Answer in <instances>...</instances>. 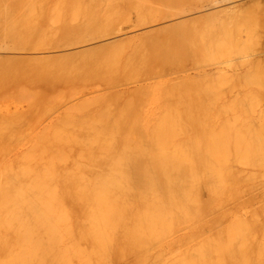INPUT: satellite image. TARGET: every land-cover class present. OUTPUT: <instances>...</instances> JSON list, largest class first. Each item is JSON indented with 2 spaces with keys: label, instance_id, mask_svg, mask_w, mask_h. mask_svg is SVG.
Segmentation results:
<instances>
[{
  "label": "rangeland",
  "instance_id": "1",
  "mask_svg": "<svg viewBox=\"0 0 264 264\" xmlns=\"http://www.w3.org/2000/svg\"><path fill=\"white\" fill-rule=\"evenodd\" d=\"M167 1L163 0L162 3L160 0H0V171L3 176L6 175L4 178L0 175V186L3 188L7 186L9 189L11 184L9 182L14 184L15 181L21 186L16 187L17 184L12 185L14 187L10 186L12 194L14 193L12 188L15 187V189H20L24 186V190L27 189L28 192L30 190L26 195L27 191L20 189L21 193H26L27 197L31 195V198L34 196L33 200L34 198L40 199L38 203L40 206L33 205L36 206V210H40L42 207L47 209L48 205L44 203L49 204L48 212L45 209L46 212L42 210L38 213H47V215L49 211L52 213V205H59V201H63L64 204H60V206L64 207L65 205L67 210L73 208L68 213L65 208L55 205L56 209L59 207L57 210L65 209L63 211L65 213L55 211L53 214L59 216L57 219L51 218L56 216H52L51 213V215L49 214L50 218L46 217L47 220L57 221L56 224L60 223L57 224L60 226L73 217L71 219L73 223L71 220L68 221L71 226L67 223L65 225L67 232L69 231L68 234L63 232L66 237H63L64 235L61 233L66 230L65 226H63L64 229L59 226V230L55 223V225L52 224L54 227L49 225L46 227L45 224L44 227L41 222L42 228L38 226L41 228V232H38L40 229L34 228L33 226L37 225L35 223L33 225L28 217L26 219L28 218L27 221L29 224L31 223L32 227L25 220L23 221L30 227L25 228H29L37 234V240L39 236H41L40 239L42 238L43 231L45 233L59 230L57 233L61 235V239L59 237L56 239L57 234L54 236V233H51V236L54 237H51L50 233L47 234L52 238L47 243L44 239L48 236H43L44 242L41 241L42 243H38L34 238L38 245L41 246L45 243L46 247L47 245L52 247L51 249L49 246V249L52 250L51 253L49 252V258L53 257L50 255L52 252L56 253V256L57 253L59 255L66 254V256L61 255L62 258L66 257L63 261L59 256L57 257L61 260L58 264H264V0H170L171 2L166 3ZM214 11L218 12L214 13ZM209 12L211 15L207 18L197 19L198 14ZM189 17H192L195 22ZM170 24L179 26L172 29L167 28V31L166 27H172ZM157 27L163 28V31L161 29L153 32L152 29H158ZM150 33L152 35H149ZM174 39L179 42H173ZM103 40L105 44L102 42ZM96 145L100 147L97 148ZM136 145H141L143 148L155 146L153 149L156 150L150 147L152 150H148L150 153L145 151V148V150L140 149L142 151H139V154L143 155L142 157H145L144 154L147 152L151 155L155 154L152 157L147 154L150 160L151 158L153 160V157L157 158V160L156 158L153 160L154 162H161L158 159L168 163L180 160L176 163L183 162L184 165L181 166V163L180 167L187 165L186 168L189 169L198 165L196 174L186 168L182 169L186 173L188 171L187 176L194 174V188L186 189L184 193H176V195L178 194L177 198L175 194L169 193L168 195L166 189L162 190L166 191V193L163 192L164 194L156 190V192H152L150 189L153 190L154 187L159 189L158 186L156 187V183L159 181L152 184L153 180L147 178L152 180L147 185L151 182V186L155 185L148 192V188L145 190L146 183L144 186L141 185L146 180L140 178L139 180L134 176V182L138 180L141 183L136 181L135 185L136 182L132 183L133 174L129 170L127 174L129 173L132 182H129V178L127 181L129 185L128 183L126 185L129 176L127 175L126 178L124 177L126 173L123 176V171H119L125 168L121 162L124 159L118 160L121 156L119 152L121 149L129 151H124L125 155L122 153L125 159L128 158L129 163L127 159V162H124L127 166L133 160L135 161L134 155L128 156L132 152L129 150L131 146L134 148ZM136 147L134 149L138 148ZM92 148L93 153L98 152L96 155L94 154L95 158L93 153L92 155L88 153V150ZM133 148L132 150H134ZM116 149H120L119 157L114 153ZM143 150L146 153L143 154ZM89 151L91 153V150ZM134 151L132 154H138L137 151L136 153ZM168 152L171 156L164 157L162 155L168 154ZM199 152L200 154H198ZM86 153L88 156L91 155L92 158L88 157L90 160L96 162H92L94 165L88 158L86 159ZM114 154L115 158L117 157L118 165L119 162L121 164L119 169L117 162H114L116 165L114 167L119 169L118 173L120 172V174L116 169L114 170L112 165L111 169L114 170V174H118V177L115 178L113 171L104 167L106 162L112 161L110 163L113 164V161L116 160H112ZM158 154L162 157H159ZM99 155L104 158V161ZM129 158L132 159L131 162ZM165 158L169 160H164ZM140 160L145 161L146 159ZM98 161L104 165L101 170L95 168ZM151 161L148 160V164L151 163V166L147 165L148 168L153 169L156 165L154 163L152 167ZM32 162H36V164L32 165ZM81 163L82 167H80ZM193 163L196 164L193 166ZM73 164H78L79 166H76L79 169L82 168V175H77V172L81 173V171L75 165L76 171L73 172L75 170ZM107 165L111 166V164ZM60 166L63 173L59 170ZM70 166L73 173L66 172L71 170L67 169ZM91 166L94 168L91 169ZM22 169L27 170L25 174H22L24 173ZM95 169L100 170L99 172L103 170L101 176ZM126 169H124L125 172ZM4 170L14 172L10 174L8 171L5 173ZM85 170L88 172L94 170V172L91 171L92 175H89L90 173H86ZM104 172H108L109 175L113 174L114 176H110L115 180L118 179V182L123 183L126 178L124 184L120 185L127 186L126 190L131 184L134 185V188L130 187L132 190L140 189L139 192L134 190V194L139 193L141 196V188H144L145 194L147 192L149 195L143 197L144 204H139V199L136 198L139 194L132 193L136 198V202L131 199L136 204V215H140L137 216V219L141 217L148 220V224L145 221L140 224L137 223L139 219L135 218L137 221L134 219L133 221L138 225H132V219L130 224H126L131 215L125 217L124 212L127 206L125 203V207L124 204L120 205L122 203H119L118 209L124 207V210H119L124 211L122 213L125 214L123 217L126 221L122 220L123 217L120 221L126 223L119 222V216L122 214L118 215L119 218L114 216L118 210L115 206L117 200L121 201L125 189L124 191L122 189L123 193L119 198L118 191L123 187H120L118 185L120 183L114 180L117 185L114 184L115 188H112L116 190V193L118 192L117 200L111 199L114 195L109 196L112 188L109 189L110 193L106 190L104 194L108 195L109 197H107L111 199L109 201L115 205L110 204L111 206H109V201L106 205L114 212L109 210L112 214L108 213L111 218L110 222H107L108 226L98 222L101 224L98 227L103 226V228L101 227L103 234L97 231L103 238V242H101L104 243L103 253L102 244H100L102 248L95 246L102 239L97 237V233H95L98 240L96 244H93L96 239L94 241L91 239L93 242L88 239L93 235L90 229L94 226L91 227L90 223L94 225L93 222L101 220L102 217L106 219L107 215L99 217L96 221L91 218L92 222L90 217L94 215L95 211L92 212L93 206H91L92 209L89 206L92 213L87 212L91 214L89 220L88 214H86L89 223L88 221L84 222L85 220L84 224L81 223L89 224L91 228L80 223L81 227H84H80L81 230L88 228L86 230L89 231L84 235L86 230H82L84 234L82 233L83 235L80 236L81 230L79 229V232L76 229L80 226L78 225L79 221H82L83 214L86 213L88 207L85 212L81 213L79 210L86 204H81L84 201L76 202L78 198L74 194L77 192L73 195L71 193L74 192L72 190L78 191L77 188L80 185L85 188L82 189L80 186L79 189L88 191L87 196L89 193H93L91 190L102 185H98V183L113 185L110 183L112 179L104 177ZM186 173L182 175H186ZM96 174L104 179L97 177ZM12 175H17V180H15V176L12 178ZM106 175L108 178L110 177L108 174ZM7 176H10L12 180L9 181L10 178ZM189 176L187 178H190V181L186 178L187 182L192 181V177ZM203 176L206 177L204 178L206 183L203 182ZM122 177L124 178L122 179ZM156 177L154 176L155 179ZM2 178L7 179L9 185L7 180H4L6 183H3ZM32 182L39 183L38 188H43L40 189L43 195L38 189L34 191L37 187H33L34 189L29 187V184H34ZM24 184L28 186L25 187ZM74 185L78 186L77 190ZM7 187H5V191L8 190ZM61 187H65L64 190ZM116 187L119 189L117 190ZM184 188H186L185 185ZM10 189L9 193H0V199L1 195L8 197ZM81 189L79 191L84 195ZM161 189L163 188L160 187ZM62 190L67 192L63 193ZM113 190L112 192H114ZM46 191L49 193L46 194ZM150 191L155 193L154 196L150 194ZM19 193L15 198L19 197ZM160 194L161 196H159ZM170 194L174 199L183 202L182 206L176 207L179 202L176 201L177 203L173 204L175 200L170 198L172 197ZM61 195L66 196L67 199ZM68 195L71 196L70 198L74 196L76 203L71 201L73 204H69ZM162 195L164 198L167 196L172 200L170 202L166 198L171 205L169 203L167 205L166 200V204H163L164 200L160 198ZM54 196L55 200L53 201ZM140 196L139 198H142ZM126 198L130 199L131 197L126 196ZM13 199L11 198V201ZM155 199L158 200L155 203L159 204L160 202L165 206L163 208L159 204L161 206L159 208L165 209L164 211L162 209L158 212L159 208L155 207V203L153 208L150 207ZM16 201L14 205H16ZM21 202L20 200L14 209H18ZM52 202L55 204H50ZM123 202H125V198ZM133 202L132 205H130L131 202L128 204L129 210H131L130 207L134 208ZM139 202L141 201L139 200ZM27 203L31 204L28 200ZM29 204L27 205L29 206ZM41 204L45 206H41ZM89 204L91 205V202ZM27 207L20 206L24 209ZM37 207L39 208L37 209ZM11 208L13 209V207ZM35 209L33 208V211L31 208L33 212H36ZM9 210L11 211V209ZM105 210L104 213L102 212L103 214L108 211ZM75 212L78 213L77 216H75ZM131 212L127 213L131 214ZM21 213L19 212V216ZM67 213L69 215L71 213L73 216H69ZM95 213L98 216L97 212ZM24 214L21 215L22 220L25 219ZM35 214L33 213L37 216V212ZM28 215L30 217V214ZM112 215L118 219V223L115 221L111 223V220H114ZM9 216L11 217V214ZM14 216L17 217V215ZM78 216L80 217L76 222L75 218ZM63 217V223H61L62 220H59ZM2 220L0 219V221ZM4 220L6 222L1 223L3 227L0 225L2 240L6 235L7 240H10V237L14 239L13 236L16 237L15 234L18 233L15 232L20 228L15 225L13 231L15 234L12 235L11 229L14 227L12 223L14 220L10 221L12 225H9L6 217ZM4 222L5 225H3ZM7 222L10 227L6 226ZM49 222L47 223L49 224ZM102 223L104 224V221ZM98 227H95L96 230ZM6 229L8 231L4 233L2 230L6 231ZM31 231L29 233L32 234ZM71 231L73 234L79 232V241L88 237L84 240L85 243L82 239L80 243L77 242L80 245L77 244L76 247L77 240L74 241V238L76 239L77 233L73 238L72 235H69ZM90 232L92 233L90 234ZM88 233L90 235L87 236ZM29 235H27L29 238L27 242L30 241ZM85 236L86 238H84ZM27 237L26 239H28ZM64 238H67V241ZM6 239H4L6 242L3 241L4 244L0 242V249L2 246L8 247V251L2 249L5 253L0 251L2 255L4 254L3 257H0V264H20L18 262L20 257L15 258L16 254H13L17 251L19 256H21L20 254L25 255L27 252L32 256V252L29 251L30 248L27 249V246L33 242L27 244L25 240L26 248L25 244L21 245V241L24 240L15 239L17 242H21L19 245L23 249L25 248V251L28 250L24 252L22 249L24 253H20L22 247L19 246L15 251L14 248L18 246V243H13V239L10 242ZM49 242L51 243L48 244ZM12 245L14 248H11ZM36 245L38 253L39 248ZM204 245L207 258L203 261L201 247ZM232 246L237 250V253H222L227 247L232 249ZM118 248L120 252L117 251ZM10 249H13L14 252L12 250L13 253L9 252ZM43 249L44 247L42 250L40 249L39 255L43 253L42 251L47 255L46 248ZM58 249L62 251L59 250V252ZM64 250L69 253L67 254ZM83 250L90 251L89 254L93 252L91 250L98 253L91 257L85 252L80 253ZM98 250L102 253H99ZM209 251L212 253H207ZM7 252H9L8 258ZM45 255L43 256L45 261L40 257L42 262H39L38 259L35 261L38 264H52ZM56 256L50 258L53 259L52 262H56ZM95 256L97 257L95 258ZM233 257L237 258V261ZM11 259L13 260L11 261ZM28 259L30 261V258Z\"/></svg>",
  "mask_w": 264,
  "mask_h": 264
},
{
  "label": "bare ground",
  "instance_id": "2",
  "mask_svg": "<svg viewBox=\"0 0 264 264\" xmlns=\"http://www.w3.org/2000/svg\"><path fill=\"white\" fill-rule=\"evenodd\" d=\"M165 1H166V0H165ZM168 1H170V0H168ZM168 1H167L166 3H168ZM160 2L163 3V0H162V1L160 0ZM170 2H171V1H170ZM164 4H165V3H164ZM212 12H213V11H212ZM212 12H211V13H212ZM217 12H218V11H217ZM217 12L214 11V13H217ZM219 12H220V11H219ZM218 14H219V13H218ZM169 15H170V14H169ZM180 15H182V14H180ZM209 15H211L210 12H209V13H206V14L203 13V14H200V15L198 14V15H197V16H198L197 19H201V18L204 19V18H207ZM192 17H193V16H192ZM192 17H189V18L192 19ZM179 18H180V17H179ZM185 18H186V16H185ZM185 18H184V20H185ZM182 19H183V18H182ZM186 19H187V18H186ZM193 19H194V17H193ZM193 19H192V21H193ZM180 20H181V18H180ZM184 20H183V21H184ZM183 21H182V23H183ZM185 21H186V20H185ZM186 22H187V21H186ZM189 22H190V21H189ZM193 22H195V21H193ZM191 23H192V22H191ZM183 24H185V22H184ZM186 24H187V23H186ZM189 24H190V23H189ZM189 24H188V25H189ZM170 25H171L172 27L169 26V27H166V29H167V28H169V29L171 28V29H172V28H175V26H179V25H174V24H173L174 26H173L172 24H170ZM180 26H182V25H180ZM160 27H161V26H160ZM157 28H158V27H157ZM176 28H177V27H176ZM161 29H162V30H161ZM164 29H165V28H164ZM177 29H180V28L178 27ZM181 29H182V28H181ZM152 30H153V32L156 31V30H158V31H159V30L163 31V28H158V29H155V30L152 29ZM167 31H168V29H167ZM184 31H185V30H184ZM151 32H152V31H151ZM156 32H157V31H156ZM164 32H165V31H164ZM148 33H149V32H148ZM148 33H147V35H148ZM159 33H160V32H159ZM184 33H185V32H184ZM149 35H152V33H150ZM181 35H182V33H181ZM183 35H186V34H183ZM191 36H192V35H191ZM181 37H182V36H181ZM176 39H178V38H176ZM184 39H185V38H184ZM175 41H176V40L174 39L173 42H175ZM102 42L104 43V40H103ZM178 42H179V40L176 41V43H178ZM182 42H183V41H182ZM185 42H186V41H185ZM185 42H184V44H185ZM109 43H110V42H109ZM91 44H92V43H91ZM93 44H94V43H93ZM93 44H92V45H93ZM104 44H105V43H104ZM110 44H111V43H110ZM180 44H181V43H180ZM96 46H97V45H96ZM96 46H95V47H96ZM99 46H100V48H101V45H99ZM103 46H105V45H103ZM176 46H177V44H176ZM178 46H179V45H178ZM106 47H107V45H106ZM179 47H181V46H179ZM90 48H92V47H90ZM93 48H94V47H93ZM97 48H98V46H97ZM69 53H70V52H69ZM63 54H64V53H63ZM66 54H68V53H66ZM58 55H59V54H58ZM61 56H63V55H61ZM64 56H65V55H64ZM66 56H68V55H66ZM16 57H19V56H16ZM171 72H175V71H171ZM171 72H170V73H171ZM96 146H97V145H96ZM136 146H137V145H136ZM136 146H135V147H136ZM138 146H139V145H138ZM138 146H137V147H138ZM152 146H153V145H152ZM92 147H93V146H92ZM94 147H95V145H94ZM99 147H100V146H99ZM99 147L97 146V148H99ZM135 147H134V148H135ZM137 147H136V148H137ZM139 147H140V148H139ZM139 147H138L139 150H137L138 148H137V149H134L133 146H131V148L129 149V150L132 151V152H131V154H129L128 157H131V156L134 155V159H135V161L133 160V162H131V160L133 159V157H132V159L129 158L131 163H130L129 165H127V166H126V164H125L124 162H127V161H128V158H126V159H127V161H126V159H125L124 156H123V154H124L123 152L126 151V150L122 151V149H121V150L119 149V150H120V152H119V150L116 149V152H117V153L114 152V153L116 154V156H117V154H118V157H119L120 155L122 156V157L120 156V159H118L119 161H121L122 159H124V160L121 161V162H123V164L125 165V168H127V169H126V172H125V170H124L125 168L123 167V166H124L123 164H122L123 166H121V168L123 167L124 169L121 170V169L119 168V166H120L121 164H120V162H119V165H118V160H117V157L115 158V154L113 155L114 157H113L112 160H115V159H116V160L113 161V164L110 163V162H112V161L106 160V161H109V163H108V162H106V163H107V164H111V166H110V165L108 166L107 164H106L105 166H104L103 164H100V163H102V162H99V161L102 160V159H103V161H104V158H102V156L99 155V157L102 158V159H100V160L97 159V160H99V161H98L99 163H98V164H95V168H98V169L101 170V167H102V166H104V167H106V168L108 167L107 169H109V171L112 170V171H113V174H114V170H115V169L117 170V173H118V170L120 169L119 171H123V172H124V173L122 172L123 176H124L125 173H126V175H125L124 177L127 178V177L129 176V177L127 178V180H126V178L124 179V182H125V180H126V185H127V183H128L127 181H128L129 178H130V175H128L129 173L127 174V172H129V171H130V173L133 174V182H132V179H131V178H130L129 182H132V183H135L136 181L138 182V180H136V181L134 182V180H135V179H134V176H135L136 179H137V178H138V179L140 178V179H143V180H146V181H147L148 179H152L153 181H152V180H148L147 182H146V181L143 182V180H142V182H143L142 184L140 183V181L138 182L139 184H141V185H143V186H144V184L146 183L145 190H146V188H148V189H147L148 192H149V189H150L151 187L153 188V186H155V185H152V186H151V183L153 182L152 184H155L156 181H157V182L159 181V183H156V187L158 186L159 189L157 190V189L154 187L153 190L150 189L152 192L156 190V191H158V192H160V193H163L164 191H162V190L166 189L168 195H169V193H172V195H173V194L176 195V193H178V192L184 193V192L186 191V189L188 190L189 188H190V189L194 188V186H195V180H194V178H193V175L196 174L197 167H199L198 165H195L196 163H193V166L195 165L194 168H191V167L188 165V167H190V169H191V170H190L189 168H186L187 165H186L185 167H182V168H181V167H180V164L182 163L181 166H183L184 164H183V162H181V163H178V164H179V165H178V164L176 163L178 160H177L176 162H175V161H170V163H168V162H166V161H162V159H158V160H161V162H160V161H159V162H158V161L154 162L153 160H154L156 157H155V158L153 157V160H152V158H151V160H152V161H151L150 159H148V155H149V157H152V156H155V154H152V155H151V154H148V152L150 153V151H148V150L153 149V147H155V146H153V147L150 146L151 149H150V147L147 148L148 146H147V147L145 146L144 148H145L146 150H145V149L143 148V146H141V145H140ZM141 147H142V148H141ZM132 148H133L134 150H136V151L138 152V154L142 151V150L140 151V149H144L145 151H148V152H147L148 155H147V154H144V153H146V152L143 150V151H144V152H143L144 156H145V157L147 156V157H146V158H145V157H142L143 155H141V154L138 155V154L136 153V151L132 150ZM49 150H50V152L52 151L51 148H50ZM87 150H88V149H87ZM87 150H86V152H87ZM89 150H91V153H90ZM89 150H88V153L92 155V153H93V151H92L93 148H92V149H89ZM96 150H98V149H96ZM153 150H156V149H153ZM45 151H46V149H45ZM98 151H99V150H98ZM121 151H122V152H121ZM133 151H134V153H136L138 156H137L136 154H132ZM139 151H140V152H139ZM151 151H152V150H151ZM47 152H48V151H47ZM84 152H85V151H84ZM118 152L121 153V154L119 155ZM126 152H129V151H126ZM154 152H155V151H154ZM154 152H152V153H154ZM88 153H86V156H87L86 159H87L88 157H91V155L88 156ZM97 153H98V152L95 151V153H93V155H94V154L96 155ZM122 153H123V154H122ZM155 153H156V152H155ZM171 153H173V152H171ZM48 154H49V153H48ZM198 154H200V152H199ZM95 155L93 156L94 158H95ZM124 155H125V154H124ZM162 155H163L164 157H165L166 155L171 156V155H170V152H168V154H162ZM162 155L158 154L159 157H162ZM195 155L197 156V154H195ZM195 155H193V156L195 157ZM201 155L204 156L203 154H201ZM206 155H207V154H206ZM206 155H205V157H206ZM135 156H136L137 158H136ZM174 156H175V153H174ZM198 156H199V155H198ZM202 156H201V157H202ZM125 157H127V156H125ZM91 158H92V157H91ZM121 158H122V159H121ZM198 158H199V157H198ZM88 159H89V158H88ZM137 159H138V160H137ZM140 159H143V160L146 159L145 161H147V163H145V161H142V160H140ZM89 160H90V159H89ZM148 160L151 161V162L153 163L152 167L154 166V163H155L156 167H153V169H152V168H151V169L148 168L149 166H151V163L148 164ZM156 160H157V158H156ZM164 160H169V159H166V158H165ZM172 160H173V159H172ZM179 161H180V160H179ZM179 161H178V162H179ZM259 161H261V160H259ZM263 161H264V160H263ZM90 162H91V163H92V162L96 163L94 160H90ZM114 162H115V163L117 162V163H116V164L118 165L117 168H119V169H117V168L114 167V166H116V165L114 164ZM172 162L176 163L178 166H177L176 164H173ZM196 162H198V161H196ZM34 163L36 164V162H34ZM34 163L32 162V165H33ZM42 163H43V162H42ZM94 163H92V164L94 165ZM103 163H104V162H103ZM128 163H129V161H128ZM128 163H127V164H128ZM156 163H159V164H156ZM261 163H263V162L261 161ZM35 164H34V165H35ZM47 164H49V163L47 162ZM50 164H51V163H50ZM83 164H85V163H83ZM104 164H105V163H104ZM147 164H148L149 166H148ZM71 165H72V164H71ZM74 165L76 166V165H78V164H73V166H74ZM86 165H87V164H86ZM86 165H84V166H86ZM93 165H92V166H93ZM97 165H99L100 168L97 167ZM112 165H113L114 170L111 169V168H112ZM157 165H158V169H157ZM62 166H63V164H62ZM75 166H74L73 169H75ZM78 166H79V165H78ZM78 166H76V167L78 168ZM92 166H91V169L94 168V167H92ZM159 166H160V168H159ZM29 167H30V166H29ZM60 167H61V166H60ZM80 167H82V163L80 164ZM88 167H89V166H88ZM104 167H103V168H104ZM161 167H162V168H161ZM58 168H59V167H58ZM71 168H72V167L70 166V168H67V169H71ZM89 168H90V167H89ZM184 168H186V170L188 169V171H190V172L194 171V174H193L192 176H189V175H188L189 177H192V181H191V182H187L188 180L190 181V178H187V177H188V176H187L188 171H187V173H186V171L184 172V170H182V169H184ZM32 169H33V168H32ZM61 169H62V167L59 168V170L62 172L63 169H62V170H61ZM67 169H66V167H65V170H67ZM78 169H79V168H78ZM78 169H77V171H78ZM149 169H150V170H149ZM156 169H157V171H156ZM192 169H194V170H192ZM22 170H23V169H22ZM29 170H30V169H29ZM34 170H35V169H34ZM79 170L81 171V173H79V171H78V172H77V175H82V173H83V172H82V171H83L82 168H80ZM87 170H88V169H87ZM95 170H96V169H95ZM100 170H99V171H100ZM128 170H129V171H128ZM153 170H154V171H153ZM160 170H161L162 172H161ZM181 170L183 171V173H186V175L184 174L186 177H185L184 175H182L183 173L181 174V172H182ZM198 170H199V169H198ZM4 171H5V170H4ZM4 171H3V172H4ZM7 171H8V170H6L5 173H7ZM23 171H24V170H23ZM25 171H27V170H25ZM25 171H24V173H22V174H25ZM69 171L72 172V169H71V170H68V171H66V172H69ZM75 171H76V169L73 170V172H75ZM85 171H86V170H85ZM91 171L94 172V170H90V172H91ZM96 171H97V173L99 172L98 170H96ZM96 171H95V173H96ZM104 171H105V170H104ZM106 171H107V170H106ZM152 171H153V173H152ZM180 171H181V172H180ZM208 171H209V170H208ZM208 171H207V173H206L207 175H208ZM220 171H221V169L219 170V172H220ZM8 172H9V171H8ZM11 172H14V171H10L9 173L11 174ZM73 172H72V173H73ZM87 172H88V171H86V173H87ZM90 172H88V173H90ZM102 172H103V170H102L101 172H99L98 175L101 176V173H102ZM157 172H159V173H157ZM190 172H189V174H190ZM229 172H230V171H229ZM5 173H4V175H5ZM27 173H28V172H27ZM27 173H26V175H27ZM62 173H63V172H62ZM91 173H92V172H91ZM91 173H90L89 175H92ZM95 173H94V174H95ZM115 173H116V171H115ZM117 173H116V174H117ZM156 173H157V174H156ZM162 173H163V174H162ZM10 174H7V175H10ZM22 174H21V175H22ZM84 174H85V173H84ZM94 174H93V175H94ZM103 174H105L104 177L106 176V177H105L106 179H112L110 183H112L113 185H111V184H109V183H108V184L98 183V185H100V184H102V185H101V186H97V184H95V185L97 186V188L95 189L96 191H95V190H91L93 193H91V194L89 193L90 195L88 194V196H87L86 193H87L88 191L85 192V190H82V189L85 188V187H83L82 185L79 184V185L81 186V188H82V189H81V188H80V189L83 191L84 195H82V194H81L82 192L79 191V190H80V189H79L80 186H79V187L77 186V187H78V188H77V187H75V185H74V187H75V189L77 188L78 191L72 190V191H74V192L71 193V194L73 195L74 193L77 192L76 194H74V196H75V197L77 196V198H78V199L80 198V200L77 199L76 202H77V201H79V202H81V201L83 202V201H84V202L81 203V204H83V205L86 204V205H87V206L85 205V207L83 206L84 208H83V207H82V208L80 207L81 210H79V211H80L81 213L85 212V209H87L86 207H88V209L86 210V213L83 214L82 221L80 220L78 225H80V223L83 222L84 220H85L84 222H86V221L89 220V217H90L91 214H92L91 211H90V210L92 209L91 206H93V210H92V212H93V211L97 212L98 216L96 215L95 212H93L94 215H93L92 217H90V219L93 218V221H96V220H98L99 217H102V216H105V215H107V217L109 218V219L106 218V219H107V220H106L105 217H104V218L102 217V218H100L101 220H98L97 222H93L92 219H91V221L94 223V225H93L92 223H90V225H91V227L94 226L93 228H91L89 224L83 225L84 222H83V224L81 223V225L86 226V227L89 226V227L91 228V229H90V228H89V229H90V231L92 230L93 233L90 232V234L92 233V234L94 235V237H93V235H92V236H89L90 239H88V240H90V241H92L91 239H93V241H94V239H96L97 237H98V238H99V237L102 238V236L100 235V233L103 234V233H102L103 231H101V230H103V229H102L103 226H100V227H98V226L101 225V224L104 225V226H106V225L108 224L107 222L111 219V218L109 217L110 215H109L108 213L113 212V211L111 210V208H109V206H111L110 204L113 203V202H110L112 198H113V199H114V198L116 199V198H118V197H119V198H121V197L123 198V199L121 198V201L118 199L119 202H118V200L116 199V200H117V203H116L117 205H115V203L112 204V205L117 206V209H118V207H119V206H118L119 203H122V204H120V205H123L124 203L127 205V206H126V210H125V212L119 210V209L122 210V209L125 207V204L123 205L124 207L121 206V207H123V208H119V209L117 210V212H119V213H117V212L115 211V212L117 213V216H116V213L113 212V213L115 214V215H114L115 217H117V218L120 217V218H119V222H121L122 220H123V221H126V220H124V218H125L126 216H128V215H131L130 220L127 218V220H129V221H126V222H128V223H126V222H121V223H124V224H125V223H126V224H130L129 222H131V219H132V223H133V224L131 223L132 225H135V224L140 223V222H142V221H145V223L148 224V220H145V219H143V218H141V217L138 218L139 220L137 219V216H140V215H139V214L136 215V212H137L136 210H137V209H135V208H136V204L134 203V202H136V198H137V199H139V200L141 201V202H139V200H138V203H139V204H141V203L144 204V201H143V199L145 198L144 196H146V195L148 196V195H149L147 192H146V194H145V191L143 190L144 188H143V189L141 188V192H140V193H141V196H140L139 193H137V194H139V195L134 194L133 191H134V190L136 191V189H133V190H132V189L130 188L131 186H132V188H134V185H131V184H130V186H128L129 189L127 188L128 190H126V189H125V188L127 187L126 185H125L126 187H123L124 185H123V186H120V185L124 184V182H123V183L120 182V181L118 182V179H117V180L114 179L116 176L118 177V174H120V172H119L117 175L114 174L115 176H114L113 174L110 173V175H111V176L113 175L114 178H112V177L109 175L108 172H107V173L104 172ZM103 174H102V175H103ZM106 174H108L110 177L108 178ZM122 174H121V175H122ZM134 174H135V175H134ZM136 174H137L138 176H137ZM206 174L204 173L205 176H207ZM0 175H2L1 171H0ZM21 175H20V176H21ZM26 175H25V176H26ZM96 175H97V174H96ZM98 175H97V177L101 178V177L98 176ZM127 175H128V176H127ZM140 175H141V177H140ZM153 175H154L155 177L157 176L156 179H158V180H156V179L154 178ZM212 175H213V174H212ZM5 176H6V175H5ZM5 176L2 175L3 178H4ZM12 176H13V175H12ZM14 176H15V180H17V179H16V178H18V177H16L17 175H14ZM14 176H13L12 178H14ZM84 176H86V174H85ZM131 176H132V175H131ZM136 176H137V177H136ZM143 176H144V177H143ZM195 176H196V175H195ZM7 177L10 178V176H7ZM104 177L101 178V179H104ZM124 177H122V179H123ZM3 178H2L3 183H6V182H7V184H8V182H9L10 180H12V179L10 178L9 181H8L7 179H3ZM144 178H145V179H144ZM147 178H148V179H147ZM153 178H154V179H153ZM186 178H187L188 180H187ZM195 178H196V177H195ZM204 178H206V177L203 176V179H204ZM21 179H23V177H21ZM24 179H26V178H24ZM106 179H105V180H106ZM140 179H139V180H140ZM4 180H5V181L7 180V181L5 182ZM114 180L117 181V183H120V184H118L120 187H123V188H121V189H119V188L116 187L117 190L119 189V191H118V192H119V194H118L119 196H118V197H117V193H118V192L116 193V192H115L116 190H113V188H115V187H113L114 184H115V181H114ZM119 180H120V179H119ZM186 180H187V181H186ZM113 181H114V182H113ZM150 181H152V182H151L150 184L147 185V183L150 182ZM185 181H186V182H185ZM204 181H205V179L203 180V182H204ZM137 182L135 183V185L137 184ZM1 183H2V181H1ZM10 183H11V184H10ZM33 183H34V184H33ZM36 183H37V182H32L33 185H30V184H29V187L31 186L32 189H34L35 187H37L36 189H34V191H35V190L37 191V189H38V190L43 189V188H38V186H40V185H38L39 183H37V185H36ZM186 183H187V185H186ZM204 183H206V182H204ZM7 184H5V185H7ZM9 184H10V185H9ZM9 184H8V185H9V189H10L11 187H14V186H12V185H15V184H17V183L14 181V184H13L12 182H9ZM21 184H22V183H21ZM157 184H159L160 187H162L163 189L160 190V187H159V185H157ZM181 184H182L183 187L181 186ZM18 185H19V184L15 185V186L17 187ZM22 185H23V184H22ZM24 185H25V184H24ZM34 185H36V186H34ZM63 185H64V184H63ZM63 185H62V186H63ZM95 185H94V187H95ZM115 185H117V184H115ZM128 185H129V183H128ZM141 185H140V186H141ZM149 185H150V186H149ZM161 185H162V186H161ZM163 185H165V186H163ZM184 185H185L186 188H184ZM3 186H4V185H3ZM10 186H11V187H10ZM19 186H21V185H19ZM19 186H18V187H19ZM26 186H28V185H25V187H26ZM41 186H42V185H41ZM60 186H61V185H60ZM64 186H65V185H64ZM143 186H142V187H143ZM147 186H148V187H147ZM0 187H1V186H0ZM5 187H7V186H4V188L1 187V189H0V193H5V192L9 193V192H8V191H9L8 187H7V189H8L7 191H5V190H6ZM16 187H15V188H16ZM23 187H24V186L20 187V189L22 188V189L24 190ZM29 187H27V188H28V189H31V188H29ZM33 187H34V188H33ZM92 187H93V186H92ZM101 187H102V188H101ZM112 187H113V188H112ZM138 187H139V186H138ZM15 188H12V189L14 190V193H15L16 191H18V190H19L20 193H19V192H16L15 195H14V197H13V194H14V193L12 194L13 191H12L11 189H10V190H11V192H10L11 195L9 194L8 197L1 195V199H2V200L0 199V200H1V201H0V213H1L2 216L0 215V219H3V220L0 221V225H1V223H2L3 221H5V220H4L5 217H6V220L9 221V223H10L9 225H12L10 221H13V220H14L15 224H14V222H12L13 225H14V227H13V229H11V230H12L11 233H12V235H14V234L17 233V232H18V233L15 234L16 237L13 236L14 239H13L12 237H10V240L13 239V240H14L13 243H15V244L18 243V246L15 245L16 248H14L13 245H12L11 248H14V250H15V249L17 250V248L20 246L19 243L21 244V242H22L21 245L23 246V245L25 244L24 247H26L27 244H28L29 242H30V243L33 242L32 244L29 243V244H30L29 246H31V247H29V246H27L28 248L26 247L27 249L30 248L29 251L32 252V253H31L32 256H30V255H29L30 253L27 252L28 250L25 251V250H24L25 248L23 249L22 246H20V248H21V247H22V248L20 249L19 252L21 253V252H23V250H24V252H27V253H25V255H24V254H23V255L20 254L21 256H19V253L17 254L18 251H17L16 253H13V252H14L13 249H10L9 252L12 250L13 252L11 251V253H13L14 255L16 254V255H15V258L20 257V259H19L20 261H18L20 264H30L31 261H32L31 264H36V263L38 264V262H36L35 260L38 259L39 262H42L41 260L43 259V256L45 255V252H44V251H42L43 253H41V255H39V254H40L39 252H41L40 249L42 250L43 247H44V249L46 248L45 251H46L47 255H45V257L47 256V259H48V258H49V257H48L49 252L52 251V250L49 249V246H50V245H47V247H48V248H47L44 244L47 243L48 241H51V240H49V239H50L51 237L56 236L55 234H57V237H55V238H56V239H59L61 235H60L59 233H57V232L60 230V227L62 228L63 226L66 225V223L69 224V226H71L70 223H69L68 221L71 220L73 217H71V219H68V220L66 219L67 222L64 221L65 223H63V219H64V217L67 216V215H65L62 219L59 220V221L62 220L61 223H63V224H62L61 226H60V225H57V224H60V223H57V224H56L57 221L55 222L53 219H57V218H59V216L57 217V215H56V214H53V213H55V211H58V213H59V211H61L62 214L65 213V212H63V211H65V209H66L67 207H66L65 205H64V207H63L62 205L60 206V204H64V203H62L63 201H62V202L59 201V203H58L59 205L55 204V202H54V203H53V202L50 203V204H55L56 207H57V206H60L61 208H65L64 210H61V208H60L59 210H57L59 207L56 209L55 205H52L56 210H53L54 208L52 207V208H51V209H52V213H51V211H49V214L51 213L52 216H55V215H56V216H55V217H51V216H50L51 214H50V215H49V214L47 215V213H38V211H39V212H42V210H43V212H46L47 209L50 210V208H49V204L44 203L45 205H48L47 209H46V207H45L46 211H44L45 209H44L43 207H42V209H40V210H36V209H35L36 206H33V205H36V204H37V205L40 206V204H38L40 199H38V198H34V200H33L32 198H33L34 196H32V198H31V197H30L31 195H29V197L32 199V200H31L29 197L26 196V195H28V193L30 192V190H29V192H28V190L25 189L24 191H27V194L24 193V192H23V193H24V194H23V193H21V191H20L19 188H18V189H15ZM61 188H62V187H61ZM64 188H65V187H63L62 189L64 190ZM68 188H70V186H68ZM68 188H67V190H68ZM110 188H112V189H110ZM136 188H137V186H136ZM182 188H183V189H182ZM4 189H5V190H4ZM70 189H71V188H70ZM77 189H76V190H77ZM109 189H110L111 193L109 192ZM122 189H123V191H124V189H125V192H124V193L121 192ZM130 189H131V192H130ZM63 190H62V192H63ZM106 190H107V192L110 193V195H109L110 197L114 195L113 197H111V199L108 198V197H109L108 195H105V194H104V193H106ZM112 190H113L115 193L112 192ZM137 190H138V191H136V192H139L140 189L137 188ZM159 190H160V191H159ZM65 191H66V190H65ZM91 191H90V192H91ZM127 191H128V192H127ZM151 191H150V192H151ZM156 191H155V192H156ZM161 191H162V192H161ZM166 191H165L164 193H166ZM170 191H171V192H170ZM40 192H41V190H40ZM47 192H48V191H46V194H47ZM50 192H51V191H50ZM60 192H61V191H60ZM66 192H67V191H66ZM66 192H63V193H66ZM79 192H80V194H79ZM94 192H95V193H94ZM120 192H121V193H120ZM126 192H127V193H126ZM136 192H135V193H136ZM143 192H144V194H142ZM152 192H151L150 194H151V195L153 194V196H154L155 193H152ZM17 193H19V197L17 196L18 199L20 198L19 200H18L17 198H15L16 195H18ZM32 193H33V192H32ZM48 193H49V192H48ZM63 193H62V195H63ZM109 193H108V194H109ZM113 193H114V194H113ZM122 193L124 194V196H123ZM129 193H130V194H129ZM132 193H133L134 195H137L138 197L136 196V198H135V196H134ZM164 193H163V194H164ZM25 194H26V195H25ZM30 194H31V193H30ZM35 194H37V193H35ZM41 194H42V192H41ZM50 194H51V193H50ZM69 194H70V193H69ZM78 194H79V195H78ZM101 194H103V195L101 196ZM111 194H112V195H111ZM115 194H116V197H115ZM121 194H122V196H121ZM127 194H129V195H127ZM156 194H157V193H156ZM32 195H33V194H32ZM38 195H39V194H38ZM42 195H43V194H42ZM62 195H61V197H63V198L66 197V196H62ZM130 195H133L134 197H133V196H130ZM142 195H143V196H142ZM170 195H171V194H170ZM172 195H171V196H172ZM175 195H174V196H175ZM2 196H3V197H2ZM11 196H12V197H11ZM68 196H69V195H68ZM74 196H73L74 200H73V198H70L71 196L68 197V198H70V199H68V200H70V201H69V202H70L69 204H71V205L73 204V202L71 203V201H74V203H76V202H75V197H74ZM79 196H81V197H79ZM107 196H108V197H107ZM120 196H121V197H120ZM126 196H128L129 198L131 197V198L128 199V198H126ZM139 196L142 197V198H139ZM155 196H157V195H155ZM159 196H161V194H160ZM159 196H157V197H159ZM165 196H166V195H165ZM176 196H177V198H178V194H177ZM181 196H182V194H181ZM37 197H38V196H37ZM52 197H53V195L51 196V198H52ZM143 197H144V198H143ZM162 197H163V198H162ZM162 197H160V198L164 200L163 204H164V203L166 204L167 199H168L170 202L172 201L171 199L175 200V201H173V204H175L176 201L179 202V200H178V199H174L173 196H172L173 198L170 197L171 199H170L169 197H167V196H166L167 199L164 198V195H162ZM11 198H14V199L11 201ZM63 198H62V199H63ZM124 198H125V202H123ZM179 198H181V197H179ZM16 199H17V201H16ZM62 199H61V200H62ZM65 199H67V198H65ZM65 199H64V200H65ZM71 199H72V200H71ZM81 199H82V200H81ZM115 199H114V200H115ZM126 199H127V200H126ZM131 199H134L135 201L133 202V200H131ZM14 200L16 201V205H17V206H18L17 203L20 202V200H21V201H22V202H21V205H20V203H19V205L22 206V207H27V206H28V205H27V204H29V203H27V200H28V202H30V203L32 204V206H33V207H32L31 204H29L28 207L31 206L32 210H33V208H34L35 211L37 212V216H39V215H40V216H39V217L35 216V215H36V214H35L36 212H33L34 210L32 211L31 208H28V207L24 209V208H20V206H19L18 209L20 208V210H18L17 208L14 209V206H16V205H14V204H15V201H14ZM36 200H37L38 202H37ZM48 200H49V199H48ZM52 200H53V201L55 200V196H54V198H53ZM103 200H104V201H103ZM109 200H110V201H109ZM114 200H112V201H114ZM130 200H131V201H130ZM146 200H147V199H146ZM163 200H161V201H163ZM165 200H166V201H165ZM13 201H14V202H13ZM23 201H24V202H23ZM41 201H42V200H41ZM41 201H40V203H41ZM87 201H89V202H87ZM108 201H109V204H108ZM126 201H127V202H126ZM142 201H143V202H142ZM153 201H154V202L152 203V206H150V207H152V208L154 207L153 204H154L155 202H157L158 200L156 201V199H155V200H153ZM169 201H167V205H168V203H169V205H171ZM7 202H8V206H10L9 204H12V202H13V204H12L10 207H8V206H7ZM36 202H37V203H36ZM46 202H47V201H46ZM49 202H50V201H49ZM49 202H48V203H49ZM90 202H91V205L89 204ZM114 202H115V201H114ZM130 202H131V203H130ZM132 202H133V206H134V208H133V207H130L131 210H129V209H128V204L130 203V205H132ZM26 203H27V204H26ZM34 203H35V204H34ZM102 203H103V205H102ZM176 203H177V202H176ZM182 203H183V202H182ZM182 203L179 202V205H178V203H177V206H176V207H178V206H179V207L182 206ZM81 204H79V205L81 206ZM107 204H108L109 206H106ZM134 204H135V205H134ZM155 204H156V205H155ZM155 204H154V205H155V207H156L157 209H158L159 207L161 208V206H159V204L162 205L163 208L165 207V206H164L163 204H161L160 202H159V204H158V203H155ZM180 204H181V205H180ZM24 205H25V206H24ZM42 205H43V204H41V206H42ZM45 205H43V206H45ZM130 205H129V206H130ZM183 205H184V204H183ZM68 206H69V205H68ZM89 206H90L91 209H89ZM148 206H149V205H148ZM11 207H13V209H12ZM50 207H51V206H50ZM69 207H70V206H69ZM72 207H73V206H72ZM76 207H79V206L76 205ZM76 207H75V208H76ZM113 207H114V206H112V208H113ZM38 208H39V207H37V209H38ZM40 208H41V207H40ZM75 208H74V210H76ZM108 208H109V209H108ZM132 208H133V209H132ZM152 208H151V209H152ZM160 208L158 209V212H160V210L163 209V208H162V209H160ZM171 208H172V207H171ZM174 208H175V207H174ZM9 209H11V211H10ZM16 209H17V210H16ZM21 209H22V210H21ZM26 209H27V210H26ZM68 209H69V208H68ZM70 209H71V208H70ZM72 209H73V208H72ZM72 209H71V210H72ZM77 209H79V208H77ZM102 209H103V210H102ZM104 209H106L105 211L108 210L105 214H103V213H104ZM113 209H115V208H113ZM147 209H149V208H147ZM175 209H177V208H175ZM12 210H13V211H12ZM23 210H24V211H23ZM71 210H67V209H66V211H67L68 213H69V211H71ZM99 210H100L101 212H100ZM109 210H110V212H109ZM115 210H116V209H115ZM123 210H124V209H123ZM128 210H129L130 212H131V211H132V212L134 211V212H133L134 214H133L132 212H131V214H130V213L128 214V213H127V212H129ZM154 210L156 211V209H154ZM154 210H152L153 213H155ZM164 210H165V209H163V211H164ZM166 210H168V209L166 208ZM8 211H9V213H8ZM15 211H16V212H15ZM21 211H23V212L21 213ZM25 211H26V212H25ZM28 211H29V213H28ZM88 211H89L91 214H90V213H87ZM3 212H4V215H3ZM11 212H12V213H11ZM17 212H18V213H17ZM19 212L21 213L20 216H19ZM31 212H33L35 215H33V213L31 214ZM47 212H48V211H47ZM80 212H79V214H81ZM102 212H103V213H102ZM120 212H121V213H120ZM122 212H124L126 215H125L124 213H122ZM13 213H14V214H13ZM16 213H17V214H16ZM23 213H25V214H24L25 219L23 218V220H22L21 215H22ZM26 213H27V215H26ZM68 213H67V214H68ZM71 213H72V212H71ZM71 213H70V215L73 216ZM9 214H11V217L9 216ZM12 214H13V215H12ZM28 214H30V217H29ZM45 214H46V215H45ZM62 214H61V216H63ZM73 214H74V213H73ZM75 214H76V215H75ZM75 214H74V215L77 216L78 213L75 212ZM86 214H88V216H87L88 220H87V218H86ZM89 214H90V215H89ZM99 214H100V215H99ZM110 214H112V213H110ZM120 214H122V215L118 217V215H120ZM132 214H133V216H132ZM14 215H17V217H19V218H18V219H14V218H17V217L14 216ZM25 215H26V216H25ZM42 215H43V216H42ZM44 215H45V216H44ZM68 215H69V214H68ZM70 215H69V216H70ZM124 215H125V217H123ZM49 216H50L51 218H53V219H52L53 221H52V220H51V221H50V220H47V218H50ZM80 216H81V215H80ZM80 216H78V218H75V221L78 220ZM134 216H136V217H134ZM1 217H3V218H1ZM8 217H9V218H8ZM26 217H28V218L30 219L29 221H31V223H32L33 225H34V223H35V225H37V226H33L34 228H36V227H38V226L42 228V225H41L40 223L43 222V223H42L43 226H44V224H45L46 227H47V225L54 227V225L56 224V225H57V228H58L59 230H58L57 232H54V231H52V232H51V231H50V232H45L46 234H45L44 231L42 230V231H43V232H42V235H43V236H46V237L48 236V237L44 239L46 242L43 243V244L40 246V244L38 245L37 242H36L35 239H34V238H36V240H37V237H36L37 234H36L35 232H34V233H35V234H34L33 231H31V230L29 229V228L32 227V226L30 225L31 223L29 224V222L27 221L28 218L26 219ZM33 217H34V218H33ZM40 217H41V218H40ZM46 217H47V218H46ZM111 217L114 218L113 221L111 220V223L114 222V221H115V223H116L118 219L115 218V217H113V215H112ZM122 217H123V219H122ZM132 217H134V218H132ZM11 218H12V220H11ZM35 218H36V219H35ZM65 218H66V217H65ZM84 218H85V219H84ZM135 218H136L139 222H138ZM19 219H20V220H19ZM32 219H35V220H32ZM103 219H105V220H103ZM121 219H122V220H121ZM133 219H134L135 221H137V223H136L135 221H133ZM142 219H143V220H142ZM15 220H18V221H20L21 223L18 222V221H15ZM24 220L26 221V223H28V224L30 225V227H29V225H27L25 222L23 223ZM120 220H121V221H120ZM33 221H34V222H33ZM46 221H47V222L50 221L49 224H48ZM59 221H58V222H59ZM91 221H90V222H91ZM103 221H104V224L102 223ZM105 221H106V224H105ZM150 221H151V223H152V220H150ZM150 221H149V223H150ZM5 222H6V221H5ZM5 222L3 223V225H5ZM16 222H17V224H16ZM45 222H46V223H45ZM71 222H72V220H71ZM76 222H78V221H76ZM98 222H99V223L101 222V224H98ZM109 222H110V221H109ZM134 222H135V223H134ZM19 223H20V224H19ZM54 223H55V224H54ZM72 223H73V222H72ZM86 223H87V222H86ZM88 223H89V221H88ZM117 223H118V222H117ZM143 223H144V222H143ZM7 224H8V222L6 223V226L10 227V226L7 225ZM25 224H26L27 226H26ZM38 224H39V225H38ZM50 224H51V225H50ZM52 224H54V225H52ZM75 224H76V223H75ZM140 224H142V223H140ZM15 225H18V228H20V229L16 228V229H18V231H16V232L14 233L13 231H14V228L16 227ZM22 225H23V227H22ZM81 225L78 227L77 224H76V226L78 227V229H76L77 231H79V229L81 230V228H84L83 226L81 227ZM95 225H97V226H95ZM111 225H114V224H111ZM115 225H116V224H115ZM117 225H120V224H117ZM137 225H138V224H137ZM6 226H5V227H6ZM59 226H60V227H59ZM69 226H67V227H69ZM107 226H108V225H107ZM1 227H3V226L1 225ZM8 227H7V228H8ZM11 227H12V226H11ZM25 227H29V228H25ZM39 227L37 228V230L40 229L38 232H41V228H39ZM44 227H45V226H44ZM55 227H56V226H55ZM80 227H81V228H80ZM95 227H98V228H100V229L97 228V230H96ZM101 227H102V228H101ZM21 228H24V229H26V230L21 229ZM57 228H56V229H57ZM65 228H66V226H65ZM2 229H4V228H2ZM8 229H9V228H8ZM8 229H6V231H5V230H2V231H3L4 233H5V232L7 233ZM16 229H15V230H16ZM62 229H64V227H63ZM62 229H61V231H62ZM86 229L88 230V228H85V230H86ZM94 229H95L96 231H95ZM19 230H20V231H19ZM82 230H83V229H82ZM82 230H81V234H80V236L84 234V233L82 232ZM85 230H83V231H85ZM87 230H86V232H85L84 235H86V233L89 232V231H87ZM99 230H100V231H99ZM0 231H1V230H0ZM29 231H31L33 235H32L31 233H29ZM97 231L100 232V233L98 234ZM25 232H27V233H25ZM63 232L66 234V232H67V228H66L65 231H62L61 233H63ZM79 232H80V231H79ZM79 232H75V234H73V232L71 231L70 234H69L70 236L72 235L73 238H74V236H75L76 233H77V235H76V239L74 238V241L77 240V241H76V247H77V244H78V246L80 245L79 243H80V241L83 239V238L81 237L82 239H80V241H79V239H78V238H80V236H79ZM43 233H44L45 235H44ZM49 233H50V234H49ZM51 233H54V236H51V235H52ZM64 233H63V235H64L63 237H66V235H65ZM68 233H69V231L67 232V234H68ZM82 233H83V234H82ZM95 233H97L98 236H97ZM29 234L32 235V236H30ZM47 234H49L51 237H49V235H47ZM90 234L88 233L87 236L90 235ZM1 235H2V234H1ZM27 235H29V237H30V241H29V242H27V241L29 240V238L27 237ZM69 235H68V237H70ZM95 235H96L97 237H96ZM99 235H100V236H99ZM33 236H34V237H33ZM38 236H39V235H38ZM43 236H42L41 239H40L41 236L38 237V240H37L38 243H39V242H40V243L44 242V240H42V239H43ZM0 237H1L0 242L3 243V241H5L4 239H6L7 235H6V237L3 236V240H2V236H0ZM8 237H9V235H8ZM26 237H27L28 239H26ZM32 237H33V238H32ZM58 237H59V238H58ZM92 237H93V238H92ZM55 238H54V239H55ZM61 238H62V237H61ZM61 238H60V239H61ZM73 238H72V239H73ZM84 238H86V236H85ZM87 238H88V237H87ZM87 238H86V239H87ZM15 239H16V240H18V239H19V240H24V241H21V242L18 241V242H17ZM51 239H52V238H51ZM54 239H53V240H54ZM64 239H65V238H64ZM66 239H67V238H66ZM66 239H65V240H66ZM68 239H69V238H68ZM86 239H83V241L86 240ZM99 239H100V238H99ZM140 239H141V241H142V238H140ZM1 240H2V241H1ZM6 240H7V239H6ZM10 240L8 239L7 241L10 242ZM25 240H26L27 244L25 243ZM31 240H34V241L36 242L37 245L34 243V241H31ZM101 240H102V241H101ZM101 240L98 241V240L96 239V240L94 241L93 244H96V242L98 241L97 243H99V244H97V245H95V246H99V247H100V244H102L101 242H103V238H102ZM41 241H42V242H41ZM57 241L59 242V240H57ZM66 241H67V240H66ZM78 241H79V243H77ZM93 241H92V242H93ZM139 241H140V240H139ZM5 242H6V241H5ZM5 242H4V243H5ZM11 242H12V241H11ZM52 242H53V241H52ZM64 242H65V241H64ZM1 243H0V244H1ZM4 243H3V244H4ZM13 243H12V244H13ZM50 243H51V242H49L48 244H50ZM82 243H83V242H82ZM84 243H85V241H84ZM64 244H66V243H64ZM32 245H34V246H32ZM35 245H36V247L38 246V248H39V252H38V253H37L38 250L35 248ZM103 245H104V243L101 245L103 248H102V247H100V248H102L101 250H103V253H104V246H103ZM40 247H41V248H40ZM61 247H62V246H61ZM106 247H107V245H106ZM111 247H112V246H111ZM119 247H120V246H119ZM233 247H234V246H232V249H231V248H228V247L225 248V249L222 251V253H231V254H235V253H237V250L233 249ZM9 248H10V247H9ZM31 248H34V249L31 250ZM50 248L52 249L51 246H50ZM57 248H58V247H57ZM59 248H60V247H59ZM63 248H64V247H63ZM63 248H62V250H63ZM67 248H68V247H67ZM90 248H91V247H90ZM92 248H93V246H92ZM94 248H95V247H94ZM107 248H108V247H107ZM2 249L8 251V247H7V248H5L4 246L1 247L0 251H1L2 253H5V252H3L4 250H2ZM22 249H23V250H22ZM44 249H43V250H44ZM16 250H15V251H16ZM18 250H19V249H18ZM59 250H61V249H58V251H59ZM62 250H61V251H62ZM68 250H69V249H68ZM89 250H90V249H89ZM99 250H100V249H99ZM99 250H98V251H99ZM113 250H114V249H113ZM115 250H117V249H115ZM58 251H57V252H58ZM64 251H65V250H64ZM91 251L94 252V253L92 252L93 255H91L92 253L89 254L90 251L85 252V250H83V252H80V253H84V252H85L86 254H88V256H91V257H92V256H94V254H95L96 252H95V250H91ZM96 251H97V249H96ZM107 251H108V250H107ZM117 251L120 252L119 248H118ZM117 251H116V254H117ZM121 251H122V250H121ZM212 251H213V250H212ZM212 251H209V252H207V253H212ZM9 252H7V254H6V255H7V258H8V253H9ZM24 252H23V253H24ZM59 252H60V251H59ZM65 252H66L67 254L69 253L68 251H65ZM100 252H101V251H99V253H100ZM110 252H111V251H110ZM2 253H0V257H1V256H2V257L4 256V254L2 255ZM11 253H10V254H11ZM36 253H37V254H36ZM50 253H51V252H50ZM62 253H63V252H62ZM97 253H98V252H97ZM97 253H96V255H97ZM101 253H102V252H101ZM107 253L109 254V252H107ZM122 253H123V255H124V251H123ZM13 254H11V255H13ZM26 254H27V255H26ZM33 254H34L35 256H34ZM110 254H111V253H110ZM112 254H113V253H112ZM126 254H127V253H126ZM14 255H13L12 257H14ZM17 255H18V256H17ZM38 255H39V256H38ZM50 255H52L53 257H55V256H56V253H53V252H52V254H50ZM61 255H62V256L65 255V256H66L65 253L60 254V255L57 253L56 258L59 256V257L62 259V261H63L64 259H66V257L62 258ZM98 255H99V254H98ZM127 255H130V254L128 253ZM132 255L135 256V254H133V253H132ZM16 256H17V257H16ZM28 256H29V257H28ZM37 256H38V257H37ZM41 256H42V257H41ZM134 256H133V257H134ZM5 257H6V256H5ZM27 257L30 258V261H28L29 259H28ZM33 257H34L35 259H34ZM39 257L41 258V260H40ZM53 257H50V258H53ZM91 257H88V258H91ZM96 257H97V256H95V258H96ZM99 257H100V256H99ZM113 257H114V256H113ZM133 257H132V258H133ZM9 258H11V257L9 256ZM32 258H33V259H32ZM50 258H49V260H50V262H51L52 264H56V263L58 264V263L61 261L60 258H57V259H56V262H55V261L52 262L53 259H50ZM88 258H87V260H88ZM95 258H94V259H95ZM102 258H103V257H102ZM206 258H207V257H206V250H205V245H204L203 247H201V259L204 261V260H206ZM26 259H27V260H26ZM58 259H59V261H58ZM91 259H92V258H91ZM233 259H234L235 261H237V258L233 257ZM12 260H13V259H11V261H12ZM38 260H37V261H38ZM43 260H44V259H43ZM34 261H35V262H34ZM44 261H45V260H44ZM13 262H15V261H13ZM16 262H17V261H16ZM225 262H226V261H224V263H225ZM226 263H227V262H226ZM39 264H41V263H39ZM60 264H61V263H60Z\"/></svg>",
  "mask_w": 264,
  "mask_h": 264
}]
</instances>
